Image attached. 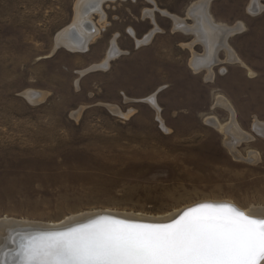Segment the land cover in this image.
Masks as SVG:
<instances>
[{
    "label": "rangeland",
    "instance_id": "1",
    "mask_svg": "<svg viewBox=\"0 0 264 264\" xmlns=\"http://www.w3.org/2000/svg\"><path fill=\"white\" fill-rule=\"evenodd\" d=\"M85 1L0 0V219L161 215L216 199L264 208V136L253 130L264 121V10L210 1L215 19L244 28L228 39L241 60L219 52L209 80L190 66L204 48L163 13L193 23L187 9L198 0L108 1L105 19L90 15L99 33L74 50L61 34H80ZM114 44L121 52L103 63ZM218 95L253 139L232 149L228 133L207 122L231 118L214 106Z\"/></svg>",
    "mask_w": 264,
    "mask_h": 264
},
{
    "label": "snow or ice",
    "instance_id": "2",
    "mask_svg": "<svg viewBox=\"0 0 264 264\" xmlns=\"http://www.w3.org/2000/svg\"><path fill=\"white\" fill-rule=\"evenodd\" d=\"M17 235L19 240L17 241ZM0 264H261L264 218L230 203L201 202L166 223L100 215L63 230L17 233Z\"/></svg>",
    "mask_w": 264,
    "mask_h": 264
},
{
    "label": "bare ground",
    "instance_id": "3",
    "mask_svg": "<svg viewBox=\"0 0 264 264\" xmlns=\"http://www.w3.org/2000/svg\"><path fill=\"white\" fill-rule=\"evenodd\" d=\"M113 0H86L85 3L81 5L79 3L77 9V16L81 15L82 17V26L80 27V34L76 38H67L68 34H64L67 31H64L61 34V39L63 43L65 42L68 44V47L71 49L76 50H87L88 43L91 39L94 38L95 35L99 33V28L93 23L92 17L90 16L92 12H98L100 19H105L106 14L103 11V5ZM153 1V0H151ZM210 1L211 0H198L192 3L189 8L187 9V16L192 18L193 23H188L184 18L177 14L170 13L168 11L163 10L164 15L170 17L173 20V27L176 30H180L185 33L192 34L194 36L193 40L189 43L190 46L193 44L198 43L200 44L204 50L202 52H196L190 61L191 68L199 72L201 70H206V79L213 78V69L214 67L219 64L222 60L218 57V53L224 51L227 55L228 62H238L241 59L238 57L237 53L228 43V39L234 33L241 31L244 28V23L242 21L237 22L234 25H228L226 23L220 22L210 11ZM81 2V0H80ZM157 8V6H156ZM248 11L251 14H256L258 12H262L264 10V5L261 3L260 0H250V3L247 6ZM155 8L146 9L145 14L149 15L151 19H153V13ZM94 14V13H93ZM88 15V16H87ZM87 18V19H86ZM92 25H90L91 23ZM158 26H156V29ZM72 34H78L76 32L74 26L71 28ZM151 30L149 33L145 34L141 39L136 38L137 44L148 43L152 38L153 33L155 30ZM69 32V31H68ZM67 32V33H68ZM134 36V33L132 32ZM116 39V37H114ZM61 42V41H60ZM115 43V42H113ZM121 51L116 47L114 44L109 51L106 59L103 63H108L112 57H116L119 55ZM97 66L92 67V69H96ZM154 95H151L150 98L153 101ZM218 106L226 110L227 112L231 113V118L226 123H221L220 120L216 116H208L207 122L219 129H222L226 133H228L227 141L231 143V148H234V143H239L241 140H251L253 139L252 134L245 131L238 123L236 118H234V109L232 104L229 102L222 95H218L214 106ZM253 130L262 136H264V121L255 120L253 123ZM238 153L237 150H235ZM238 156H241L238 154ZM251 160H257L258 155L254 151H252ZM244 157V156H243ZM241 158V157H240ZM211 202V203H230L235 205L240 210L244 211L245 213L252 215L257 218H264V208H255L252 206L251 208H245L244 206L238 204L234 200H203L196 202L194 204L183 206V208H178L169 212H166L161 215H148V214H132L126 212H116L112 210H94L83 212L79 214H74L64 218L61 221L49 222V224L37 221H30L28 219H16V218H2L0 219V247H3L4 244H7V247L10 249L17 248L18 244H13L11 242V237L13 234L17 233H31L38 230H51L56 228L66 227L68 225H72V223L78 222L80 220L86 219L89 215H93L98 212H114L119 214V216H123L126 218L132 219H141L140 221L148 220L154 221L156 223H166L169 222L170 219L180 215L183 211L187 208L195 206L201 202ZM237 203V204H235ZM190 204V203H189ZM239 206L243 207L240 208ZM102 213V214H103ZM96 215V214H95ZM32 223V224H30ZM17 241L19 240V235H17ZM15 251V250H13ZM19 259L17 256L9 257L10 264H16V261ZM264 264V261L261 262Z\"/></svg>",
    "mask_w": 264,
    "mask_h": 264
},
{
    "label": "water",
    "instance_id": "4",
    "mask_svg": "<svg viewBox=\"0 0 264 264\" xmlns=\"http://www.w3.org/2000/svg\"><path fill=\"white\" fill-rule=\"evenodd\" d=\"M100 215H112V216H114V217H116V218H119V219H125V220H130V221H136V222H143V223H153L154 221H149L148 222V220L146 221V220H144V221H140L141 219H132V218H126V217H121V216H119L118 214H116V213H104V214H98V215H93V216H90V217H87L86 219H83V220H80V221H78V222H75V223H72V225H68V226H66V227H62V228H56V229H51V230H63V229H65V228H67V227H71V226H75L76 224H78V223H84V222H87V220H89V219H94L95 217H97V216H100ZM16 248H14L13 250H15ZM14 264V263H13Z\"/></svg>",
    "mask_w": 264,
    "mask_h": 264
},
{
    "label": "flooded vegetation",
    "instance_id": "5",
    "mask_svg": "<svg viewBox=\"0 0 264 264\" xmlns=\"http://www.w3.org/2000/svg\"><path fill=\"white\" fill-rule=\"evenodd\" d=\"M261 3L264 5V3L262 2V0H261ZM154 9V8H153ZM249 13V12H248ZM258 13H260V12H258ZM183 18V17H182Z\"/></svg>",
    "mask_w": 264,
    "mask_h": 264
}]
</instances>
